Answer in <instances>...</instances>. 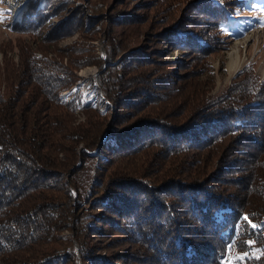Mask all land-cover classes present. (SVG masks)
<instances>
[{
  "label": "trees",
  "instance_id": "trees-1",
  "mask_svg": "<svg viewBox=\"0 0 264 264\" xmlns=\"http://www.w3.org/2000/svg\"><path fill=\"white\" fill-rule=\"evenodd\" d=\"M75 1L28 0L13 19L6 8V26L41 42L19 41L18 63L0 66V264H225L229 254L231 264H264V79L248 65L208 95L191 77L202 70L192 60L233 40L223 31L244 0H184L187 12L150 24L149 44L192 59L177 62L188 75H172L157 61L163 50L116 30L142 22L139 10ZM87 16L86 40L106 31V59L83 41L51 58L45 46ZM92 64L109 104L106 113L82 106L75 124L80 91L58 95Z\"/></svg>",
  "mask_w": 264,
  "mask_h": 264
},
{
  "label": "rangeland",
  "instance_id": "rangeland-1",
  "mask_svg": "<svg viewBox=\"0 0 264 264\" xmlns=\"http://www.w3.org/2000/svg\"><path fill=\"white\" fill-rule=\"evenodd\" d=\"M28 0H0V16L3 19H0V44L4 45L5 43L13 44L12 48L6 46L4 50L0 49V66L3 65L5 57L11 59L13 62L18 63L19 61V51L15 47L19 41H29L33 43L34 40L41 42L39 37L19 34L12 31L8 26L5 25L6 20L4 17L7 14L6 8H10L13 11V16H16L18 10L22 9L23 6H26ZM81 0H76L73 4H70L71 8L74 7L76 3ZM85 1V0H83ZM140 0H107L109 2V8H116V10L122 12H130L134 13L135 10H139L143 16L142 22L134 23L132 25H125L117 27L116 30L118 32L125 30L127 32L126 35H131L136 40V42L143 43L147 48L154 47L155 49L163 50V54L159 57L157 56V61L160 64L168 66L171 68L172 75H188V68L184 65L180 68L177 66V62L179 60H183L184 62L190 60L186 57L183 51H172L169 50V47L161 42L155 41L153 45L149 44L152 40L151 38H155L156 35L152 31H150V24H157L155 30L161 29L163 26V20L166 21L168 17H172L173 15L179 16L184 12H187L189 6L183 2L184 0H178L176 7L174 9L168 8L163 11L165 4L160 6H134L136 2ZM144 2H148L149 0H141ZM243 8L237 11V15L240 17L229 26H225L224 33L230 36L233 40L229 42L222 50H216L211 54L207 55L206 58L197 57L193 62L197 63L195 67L199 68L202 66V70L200 72L195 71L191 74L192 82L197 85V88L205 91L206 93L214 95L216 93H220L225 86L229 85L234 76L238 74L244 67L253 64V69L255 74L258 76L259 82L264 79V0H244ZM7 6V7H6ZM9 9V10H10ZM161 9V11H160ZM109 9L105 8L103 16L109 14ZM101 15H98L100 17ZM93 16H87L85 19V26L81 30L72 31L68 35H65L60 39L57 43H50L45 52L49 53V56L56 61L60 60L59 55L55 52L62 51V49L70 46L75 42H86L90 45H93L94 52L101 57L102 59H106V49L104 41L106 40V31L102 30L97 32L95 35L96 38H93L91 41L86 40L85 34H88L92 25H93ZM50 21H57V18L51 19ZM71 30V29H70ZM126 38L125 35H123ZM238 42V54H237V65L234 70H229L228 61L230 57L234 56L233 50L235 47V43ZM24 43V42H23ZM34 44V43H33ZM36 44V43H35ZM33 46V45H32ZM36 47V46H35ZM190 60V61H191ZM63 63H67V58H63ZM193 64V63H192ZM85 71H93L94 76L92 77V81L94 84L91 85L94 90L91 92L90 81H88L83 73ZM98 72V67L94 64L81 66L77 70H75V74L77 79L74 83L69 86L64 91L60 92L58 97L60 98V102L71 101L74 99L75 93L80 91V104L79 108L75 110L74 113V123L78 124L79 122H83L86 118V113L82 110V106L89 105L91 108H95L100 112L106 113V109L108 107V102L104 96L101 94V89L99 87L98 82L96 81V75ZM190 77V76H188ZM187 79V77H186ZM186 79H183L185 81ZM4 87V85H2ZM113 133H117V129H113ZM66 193H72L75 195L74 189L71 186H67L65 189ZM63 235L71 236L72 232L64 231ZM123 248V247H122ZM119 248V251L123 252L124 250ZM241 256V254H239ZM232 257L230 254L225 258V264H231ZM114 264H122L120 261H114Z\"/></svg>",
  "mask_w": 264,
  "mask_h": 264
},
{
  "label": "bare ground",
  "instance_id": "bare-ground-1",
  "mask_svg": "<svg viewBox=\"0 0 264 264\" xmlns=\"http://www.w3.org/2000/svg\"><path fill=\"white\" fill-rule=\"evenodd\" d=\"M237 45H238V42L237 43H235V47H234V50H233V53H234V56H232V57H230V59H229V63H228V66H229V70L231 71V70H234L235 68H236V65H237V54H238V47H237ZM83 75H84V77L88 80V81H90V88L92 89V86L91 85H93L94 84V81H92V77L94 76V73H93V71H85L84 73H83ZM94 90L92 89L91 90V92H93Z\"/></svg>",
  "mask_w": 264,
  "mask_h": 264
},
{
  "label": "clouds",
  "instance_id": "clouds-1",
  "mask_svg": "<svg viewBox=\"0 0 264 264\" xmlns=\"http://www.w3.org/2000/svg\"><path fill=\"white\" fill-rule=\"evenodd\" d=\"M26 4H27V3H26ZM23 8H25V6H23L22 9H23ZM22 9L18 10V13H19ZM10 11H11V19L16 18V17L18 16V13H17L16 16H13V11H12V9H10Z\"/></svg>",
  "mask_w": 264,
  "mask_h": 264
},
{
  "label": "snow or ice",
  "instance_id": "snow-or-ice-1",
  "mask_svg": "<svg viewBox=\"0 0 264 264\" xmlns=\"http://www.w3.org/2000/svg\"><path fill=\"white\" fill-rule=\"evenodd\" d=\"M0 19H3V17H2V16H0Z\"/></svg>",
  "mask_w": 264,
  "mask_h": 264
},
{
  "label": "water",
  "instance_id": "water-1",
  "mask_svg": "<svg viewBox=\"0 0 264 264\" xmlns=\"http://www.w3.org/2000/svg\"><path fill=\"white\" fill-rule=\"evenodd\" d=\"M104 98V97H103Z\"/></svg>",
  "mask_w": 264,
  "mask_h": 264
}]
</instances>
